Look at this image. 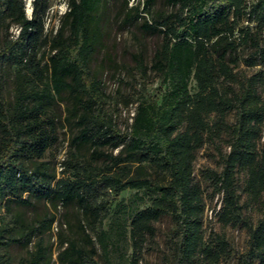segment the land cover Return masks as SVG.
Listing matches in <instances>:
<instances>
[{"label":"trees","instance_id":"16d2710c","mask_svg":"<svg viewBox=\"0 0 264 264\" xmlns=\"http://www.w3.org/2000/svg\"><path fill=\"white\" fill-rule=\"evenodd\" d=\"M101 1L69 0L60 26L47 38L46 0H33L30 17L21 0H0V25L7 18L18 25L16 36L0 47V65L4 61L15 64L19 80L12 104L0 93V199L19 230L15 239L27 244L45 232L55 220L50 210L59 211L60 227L64 220L71 228L67 215L75 211L80 219L75 235L59 239V263L99 264L93 257L96 251L91 233L107 251L110 234L101 227L102 219L118 194L129 187L149 194L148 204L130 215L134 251L154 231L153 223L168 215L175 221L179 236L175 264H193L197 258L218 262L227 242L221 235L210 241L204 238L203 191L194 179L193 162L205 140L209 114L217 113L221 121L233 111L223 166L207 173L213 189L221 193L219 222L239 224L248 231L247 248L238 264H264V208L252 223L244 215L237 193L241 179L242 190L264 207V46L256 43L249 26L238 27L244 13L258 28L264 26V0L250 5L246 0H167L174 11L150 22L144 20L142 30L163 36L152 65L161 73L165 87L157 99H139L125 132L115 128L102 112L100 82L88 68L100 30L93 15ZM153 1L144 0L142 9ZM138 8L132 7L139 13ZM235 30L239 40L254 41L255 54L247 64L260 65L261 69L246 78L239 91L223 90L216 82L221 75L232 76L229 62L235 63L237 58L227 54L236 50ZM42 44L51 51L44 69L38 55ZM63 92L71 95L75 109L82 110L77 114L74 143L90 144L95 161L101 158L104 166L93 173L91 163H87L90 167L80 165L81 175L60 177L52 185L55 175L48 173L42 158L55 126L50 119L46 130L42 114ZM66 120L70 124L69 117ZM106 146L119 150L104 153ZM133 163L137 165L132 167ZM142 164L161 179L142 171ZM96 186L111 192L105 200H97ZM39 202L48 203V217L39 211ZM45 256L39 237L29 263L45 264Z\"/></svg>","mask_w":264,"mask_h":264},{"label":"rangeland","instance_id":"374dc122","mask_svg":"<svg viewBox=\"0 0 264 264\" xmlns=\"http://www.w3.org/2000/svg\"><path fill=\"white\" fill-rule=\"evenodd\" d=\"M144 0H102L98 5L93 19H96L100 27L94 40V50L88 61V68L100 82L99 101L105 117L111 120L115 128L121 132L129 130L136 105L141 98L157 99L160 89L165 87L161 73L154 68L153 54L163 41L162 34H152L140 28L144 21H152L158 15H167L174 11V7L167 0H154L147 9H142ZM255 0H246L250 5ZM27 17L32 14L33 0H21ZM47 7L44 14V32L50 38L61 24L63 14L68 10L69 0H46ZM138 5V11L132 9ZM249 26L256 43L264 46V26L258 28L256 23L243 14L238 20V27ZM18 25L11 18H7L0 25V47L6 40L16 36ZM67 33V31H66ZM233 38L237 46L236 50L227 54L230 58L236 57L235 63L229 62L231 77L221 75L217 79L218 87L223 90H240L241 83L246 78L261 69L260 65H249L247 60L255 54L254 41L239 40L235 30ZM48 45L39 47L40 66L47 62L50 53ZM44 77L46 72H44ZM16 65L4 61L0 65V93L4 99L12 104L16 96L18 86ZM39 85L41 83L39 82ZM193 86V80L190 83ZM259 91L260 87L258 88ZM81 109H75V104L68 92H63L61 99L56 97L49 103L45 114H42V125L47 128V123L53 119L54 130L51 131L49 146L42 158L47 166L48 173L55 175L54 181L60 177L74 179L81 175V166L91 163L95 167L93 173L100 170L103 160L95 161L93 147L88 143H74V136L78 132L77 114ZM73 115H76L75 117ZM69 117L70 124L66 120ZM234 121V112H228L220 121L217 113H210L207 117L208 130L205 140L197 149L193 162L194 179L201 185L204 199L202 214V231L206 241L213 240L215 235H221L227 242L226 252L220 260L214 264H238L240 256L245 252L248 241V231L245 227L237 225H223L217 219V211L221 201V193L214 190L207 170L220 171L223 166V155L229 150V126ZM262 141V140H261ZM119 147L106 146L102 148L104 153L116 154ZM137 165L133 163L132 167ZM142 171L153 178L161 179V176L142 164ZM242 178V177H241ZM108 192L101 186H96L94 195L97 200H105ZM237 193L244 215L252 223H256L262 214L260 203L249 198L242 190V180L238 179ZM26 194L23 193V196ZM149 202V194L137 188H124L113 202L107 214L103 217L101 227L109 230L110 238L108 249L105 251L96 236L91 233L95 244L94 259L99 264H175L176 248L179 241L175 221L164 215L153 223L154 231L147 234L139 249L134 251L130 238V215L134 211L143 208ZM45 205L39 202V211L47 212ZM55 220L48 226L45 232L32 237L27 244L17 242L15 239L19 230L13 223L11 216L5 211L4 199H0V264H30L35 242L41 238L46 249L45 264H60L58 260L59 239L75 235L76 224L80 219L79 213L71 211L67 217L71 222V228L62 220V226L57 223L61 217L59 211H52ZM50 212V213H51ZM6 241V242H5ZM5 243H8L5 245ZM193 264H213L197 258ZM254 264H258L255 262Z\"/></svg>","mask_w":264,"mask_h":264}]
</instances>
